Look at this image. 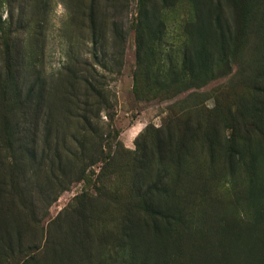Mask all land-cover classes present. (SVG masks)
<instances>
[{
	"label": "rangeland",
	"instance_id": "obj_1",
	"mask_svg": "<svg viewBox=\"0 0 264 264\" xmlns=\"http://www.w3.org/2000/svg\"><path fill=\"white\" fill-rule=\"evenodd\" d=\"M25 254L264 264V0H0V264Z\"/></svg>",
	"mask_w": 264,
	"mask_h": 264
},
{
	"label": "trees",
	"instance_id": "obj_2",
	"mask_svg": "<svg viewBox=\"0 0 264 264\" xmlns=\"http://www.w3.org/2000/svg\"><path fill=\"white\" fill-rule=\"evenodd\" d=\"M154 19L157 20V17L154 16ZM222 31H223V30H220V35H219L221 38H223V36H224V33H223ZM222 47H223V46H222ZM222 51H223V50H222ZM91 90L93 91V89H91ZM95 93H97V92H95ZM97 94H98V93H97ZM98 96L102 98L101 93L98 94ZM13 252H14V251L11 249L7 255H6V254L4 255V258L7 259V260H10V262H11V261L13 260V258L10 257V255L14 257V255H13L14 253H13ZM30 257H31L30 254H29V255L25 254L24 256H22V259L19 261V263H20V264H28L27 261L29 260ZM26 258H27V259H26ZM11 259H12V260H11Z\"/></svg>",
	"mask_w": 264,
	"mask_h": 264
}]
</instances>
